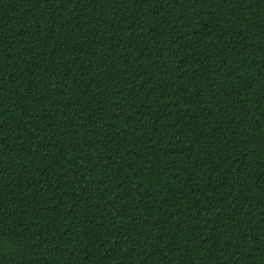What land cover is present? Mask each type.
Here are the masks:
<instances>
[{
    "label": "trees",
    "instance_id": "trees-1",
    "mask_svg": "<svg viewBox=\"0 0 264 264\" xmlns=\"http://www.w3.org/2000/svg\"><path fill=\"white\" fill-rule=\"evenodd\" d=\"M0 264H264V0H0Z\"/></svg>",
    "mask_w": 264,
    "mask_h": 264
}]
</instances>
